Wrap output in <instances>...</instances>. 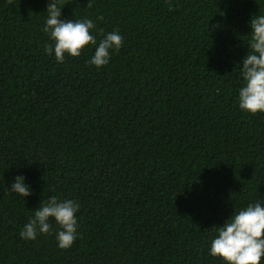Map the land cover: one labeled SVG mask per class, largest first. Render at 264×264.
<instances>
[{"label": "trees", "instance_id": "trees-1", "mask_svg": "<svg viewBox=\"0 0 264 264\" xmlns=\"http://www.w3.org/2000/svg\"><path fill=\"white\" fill-rule=\"evenodd\" d=\"M48 3L0 0V264H224L217 228L264 203V113L238 102L264 0H58L97 39L62 63ZM101 30L124 44L97 68ZM18 175L30 196L10 191ZM53 195L81 206L67 249L54 218L19 235Z\"/></svg>", "mask_w": 264, "mask_h": 264}, {"label": "clouds", "instance_id": "clouds-1", "mask_svg": "<svg viewBox=\"0 0 264 264\" xmlns=\"http://www.w3.org/2000/svg\"><path fill=\"white\" fill-rule=\"evenodd\" d=\"M92 6V0H88L87 7ZM62 8L58 0H49L43 27V31L54 42L45 44L44 51L48 55L54 52L56 60L61 63L65 55L79 57L89 44L97 45L96 36L92 33L95 22L88 18L61 19ZM98 19L104 18L100 16ZM249 23L253 31L247 41L249 51L240 63L245 83L239 90L238 102L243 111L255 115L264 113V15H254ZM123 44L124 38L118 31L103 35L87 63L97 68L107 65L111 58L110 50L118 52ZM10 191L23 197L32 194L25 178L19 175L15 177ZM80 207L74 199L59 200L53 195L40 203L19 235L25 240H35L39 234H49L53 231L49 219L54 218L59 226L55 230L58 247L70 248L77 239L76 214ZM217 232L218 235L210 243L211 256L220 258L224 264H262L264 261V203L257 201L235 210L224 225L217 228Z\"/></svg>", "mask_w": 264, "mask_h": 264}]
</instances>
